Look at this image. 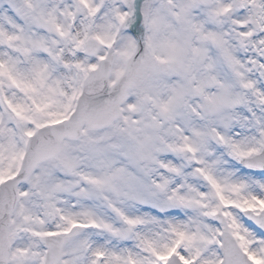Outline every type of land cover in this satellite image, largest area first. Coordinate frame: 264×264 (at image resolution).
Returning <instances> with one entry per match:
<instances>
[{
    "label": "snow or ice",
    "instance_id": "6c2138e0",
    "mask_svg": "<svg viewBox=\"0 0 264 264\" xmlns=\"http://www.w3.org/2000/svg\"><path fill=\"white\" fill-rule=\"evenodd\" d=\"M0 264H264V0H0Z\"/></svg>",
    "mask_w": 264,
    "mask_h": 264
}]
</instances>
